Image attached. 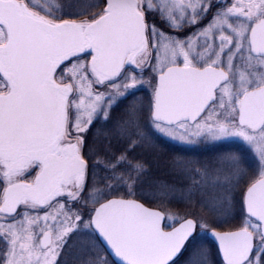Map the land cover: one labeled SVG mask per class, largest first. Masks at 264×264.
<instances>
[{
	"label": "snow or ice",
	"instance_id": "snow-or-ice-1",
	"mask_svg": "<svg viewBox=\"0 0 264 264\" xmlns=\"http://www.w3.org/2000/svg\"><path fill=\"white\" fill-rule=\"evenodd\" d=\"M0 264H264V0H0Z\"/></svg>",
	"mask_w": 264,
	"mask_h": 264
},
{
	"label": "trees",
	"instance_id": "trees-1",
	"mask_svg": "<svg viewBox=\"0 0 264 264\" xmlns=\"http://www.w3.org/2000/svg\"><path fill=\"white\" fill-rule=\"evenodd\" d=\"M141 95H143V94H141ZM146 151H147L150 155H155V156H157L161 163H163V161H165V160H167V159L170 158V155H169V153L167 152V150L159 151V152H153V150H151V149H147ZM154 171L156 172V174L159 175V174L163 173L164 169H163V168H160V169H155ZM213 253H214V254H213V257H212V258H213V260H216L217 257H216V255H215V248H213Z\"/></svg>",
	"mask_w": 264,
	"mask_h": 264
}]
</instances>
